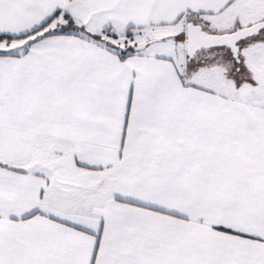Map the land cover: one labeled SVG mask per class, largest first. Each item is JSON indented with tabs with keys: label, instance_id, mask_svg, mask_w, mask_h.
<instances>
[{
	"label": "snow or ice",
	"instance_id": "6c2138e0",
	"mask_svg": "<svg viewBox=\"0 0 264 264\" xmlns=\"http://www.w3.org/2000/svg\"><path fill=\"white\" fill-rule=\"evenodd\" d=\"M0 264H264V0H0Z\"/></svg>",
	"mask_w": 264,
	"mask_h": 264
}]
</instances>
